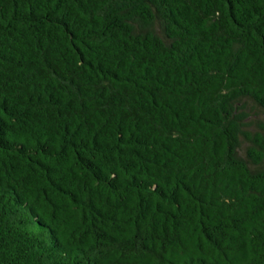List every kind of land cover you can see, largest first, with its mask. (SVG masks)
I'll return each instance as SVG.
<instances>
[{
  "label": "trees",
  "instance_id": "trees-1",
  "mask_svg": "<svg viewBox=\"0 0 264 264\" xmlns=\"http://www.w3.org/2000/svg\"><path fill=\"white\" fill-rule=\"evenodd\" d=\"M251 109L264 0H0V264H264Z\"/></svg>",
  "mask_w": 264,
  "mask_h": 264
},
{
  "label": "rangeland",
  "instance_id": "rangeland-1",
  "mask_svg": "<svg viewBox=\"0 0 264 264\" xmlns=\"http://www.w3.org/2000/svg\"><path fill=\"white\" fill-rule=\"evenodd\" d=\"M246 123L248 124H264V114H262L261 112H259L256 109H251L249 111V117L246 121ZM242 145H245V142L242 143Z\"/></svg>",
  "mask_w": 264,
  "mask_h": 264
}]
</instances>
